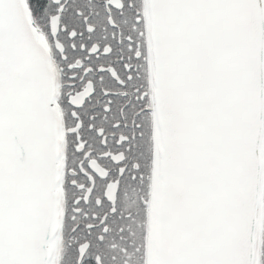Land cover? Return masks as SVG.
<instances>
[{"label":"snow or ice","instance_id":"6c2138e0","mask_svg":"<svg viewBox=\"0 0 264 264\" xmlns=\"http://www.w3.org/2000/svg\"><path fill=\"white\" fill-rule=\"evenodd\" d=\"M0 264H264V0H0Z\"/></svg>","mask_w":264,"mask_h":264}]
</instances>
